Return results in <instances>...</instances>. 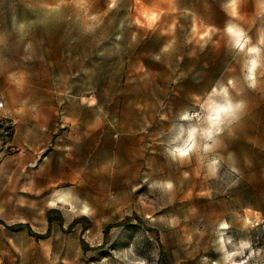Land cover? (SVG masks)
<instances>
[{"label":"rangeland","instance_id":"374dc122","mask_svg":"<svg viewBox=\"0 0 264 264\" xmlns=\"http://www.w3.org/2000/svg\"><path fill=\"white\" fill-rule=\"evenodd\" d=\"M108 3L0 0V264H264V67L249 88L225 32L257 45L261 0L236 17L229 0ZM229 80L243 107L217 147L173 160L172 129L197 123L180 114Z\"/></svg>","mask_w":264,"mask_h":264},{"label":"clouds","instance_id":"9594fccd","mask_svg":"<svg viewBox=\"0 0 264 264\" xmlns=\"http://www.w3.org/2000/svg\"><path fill=\"white\" fill-rule=\"evenodd\" d=\"M118 0H109L108 8L114 9L117 6ZM140 0H137L139 3ZM239 0H229L226 4L225 10L232 17H236L238 12ZM261 12L264 13V0H261ZM154 10H145L142 15L147 22V26L151 28L160 19V15ZM91 19L96 21L98 18L92 16ZM135 23L141 27L144 24L139 17ZM23 28V25H21ZM175 28V24L172 25ZM225 32L227 33L231 46L238 49L241 52L246 51L248 59L244 62L242 71L244 73V79L249 88L255 89L257 87V70L264 67V32L257 45H251L250 37L246 32L235 24L229 23ZM229 87L235 88V81L229 80L228 85L220 84L212 89L207 98L200 104V108L203 115L200 113L189 114L184 111L180 114L179 119L182 121H197L196 124H189L187 127L184 125L175 126L172 131L175 132L173 139L170 141L171 147L168 148V154L173 160L185 161L190 160L193 153L199 154L201 151L204 153L212 152L219 140L217 137L223 132L226 123H231L236 119V113L243 107L242 102H233ZM199 99V98H197ZM198 159L202 162L204 157L199 156ZM220 165V158L213 157L207 161L208 174L214 177L218 171ZM235 170V169H233ZM185 176L188 174L185 173ZM165 189H171L173 187L171 182H165L161 185ZM81 211L87 214L89 209L85 205ZM139 264H146L144 260H140Z\"/></svg>","mask_w":264,"mask_h":264},{"label":"snow or ice","instance_id":"6c2138e0","mask_svg":"<svg viewBox=\"0 0 264 264\" xmlns=\"http://www.w3.org/2000/svg\"><path fill=\"white\" fill-rule=\"evenodd\" d=\"M221 228H227V226L226 225H221Z\"/></svg>","mask_w":264,"mask_h":264},{"label":"built area","instance_id":"2783aa9c","mask_svg":"<svg viewBox=\"0 0 264 264\" xmlns=\"http://www.w3.org/2000/svg\"><path fill=\"white\" fill-rule=\"evenodd\" d=\"M3 106V104L2 103H0V108Z\"/></svg>","mask_w":264,"mask_h":264}]
</instances>
